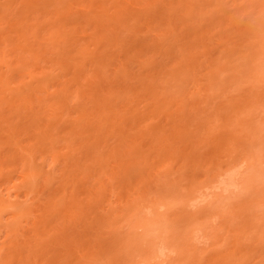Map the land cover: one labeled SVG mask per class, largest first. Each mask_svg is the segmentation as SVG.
<instances>
[{"label": "rangeland", "instance_id": "1", "mask_svg": "<svg viewBox=\"0 0 264 264\" xmlns=\"http://www.w3.org/2000/svg\"><path fill=\"white\" fill-rule=\"evenodd\" d=\"M105 1L116 35L94 32L93 0H0V128L22 140L0 138V188L25 208L0 247L13 264H264V0H153L145 19ZM136 206L174 219L159 260L132 256Z\"/></svg>", "mask_w": 264, "mask_h": 264}, {"label": "bare ground", "instance_id": "2", "mask_svg": "<svg viewBox=\"0 0 264 264\" xmlns=\"http://www.w3.org/2000/svg\"><path fill=\"white\" fill-rule=\"evenodd\" d=\"M7 1H9V0H7ZM45 1V0H44ZM94 2H92V4H94V5H90V6H95L94 8H92L91 9V7L90 8H88L89 9V11L91 12V14L90 13H88V16L87 17H89L88 18V20L90 21H92V19H93V23H94V21H95V28H94V32L96 33V30L100 27V26H102L103 25V27L105 28V29H107V32L109 33V34H111L112 32L113 33H115L116 31L115 30H117V26H119V24L120 23H123V21L126 23V21L124 20V17H123V12H119V11H121V10H119V9H114V11L113 12H115V15L114 16H112V14H109L108 13V8L109 7H107L108 5H106V3H105V5H104V1L105 0H103L102 2L103 3H101V0H93ZM115 0H109V3L110 2H114ZM156 1V0H155ZM155 1H153V0H124V2H125V4L126 5H124V7H123V5L121 6V7H123V8H125L126 7V9H128V10H132V9H135V13H134V10L132 11L133 12V14L135 15H137V13L136 12H138L139 14H140V16L142 15V14H144V12L146 11V10H148V8L145 10V8H143V7H147L148 5H147V3L149 4H154L155 3ZM4 2H6V1H3V3ZM24 2V1H23ZM26 2H27V0H26ZM106 2V1H105ZM107 2H108V0H107ZM153 2V3H152ZM3 3H0V4H2V5H5V4H8V6L10 5L9 3H5V4H3ZM29 4H31V3H29ZM37 4V3H36ZM114 3H111V5H109V6H112ZM140 5L141 6V8H140V6L136 9L135 8V6L134 5ZM146 4V5H145ZM142 5H145V6H142ZM134 8H133V7ZM151 7H152V5H150ZM150 6H148L149 8H150ZM6 7V6H5ZM130 7V8H129ZM137 7V6H136ZM98 8V9H97ZM143 8V10H145V11H143L142 13H141V11H140V9H142ZM29 9V8H28ZM27 10V9H26ZM150 10V9H149ZM148 10V11H149ZM152 10V9H151ZM151 10H150V12H151ZM153 10H154V8H153ZM88 11V12H89ZM147 11V12H148ZM123 15H122V14ZM128 13V12H127ZM149 13V12H148ZM152 13H153V11H152ZM129 14V13H128ZM133 14H131V17L130 18H132V15ZM145 14H147V13H145ZM151 14V13H150ZM133 15V16H134ZM149 15V14H148ZM147 15V16H148ZM123 18V19H122ZM134 18V17H133ZM135 18H137V16H135ZM134 18V19H135ZM141 18H144L145 19V17H143V15H142V17ZM148 18V17H147ZM97 19V20H96ZM123 21H122V20ZM138 19V18H137ZM144 19H142V20H144ZM129 20H132V19H129ZM119 21V22H118ZM122 21V22H121ZM135 21H137V20H135ZM118 23V24H117ZM128 23V22H127ZM132 23H133V21L131 22V28H136V26H133L132 25ZM136 23V24H135ZM137 23H138V21L137 22H134V24L135 25H137ZM130 24V23H129ZM129 24H127V25H129ZM141 24V22L139 21V23H138V25H137V28H136V30H138L139 28H140V26L142 25H140ZM144 24V23H143ZM152 24V23H151ZM125 25V24H124ZM123 25V26H124ZM149 25V24H148ZM94 26V25H93ZM121 26V25H120ZM119 26V27H120ZM102 27V28H103ZM139 27V28H138ZM22 28V27H21ZM123 28H125V27H123ZM129 28V27H128ZM135 28H134V30H135ZM104 29V30H105ZM126 29H127V26H126ZM140 30V29H139ZM138 30V31H139ZM142 30V29H141ZM133 31V30H132ZM131 31V32H132ZM174 32V31H173ZM135 33H137L136 31H135ZM135 33L133 34L134 36H135ZM160 33V32H159ZM159 33H158V36H159ZM162 33V32H161ZM160 33V34H161ZM179 33V32H178ZM176 34V33H175ZM21 35V34H20ZM113 35V34H112ZM115 35H116V33H115ZM167 35V34H166ZM161 36V35H160ZM101 37V36H100ZM117 37H119V35L117 36ZM162 38H163V36H162ZM164 38H166L165 36H164ZM118 39V38H117ZM5 40V39H4ZM123 40H124V38H123ZM122 40V41H123ZM6 41V40H5ZM1 42V41H0ZM119 42H120V39H119ZM6 45H7V43H6ZM131 45V44H130ZM133 45V44H132ZM7 47V46H6ZM13 47V46H12ZM19 47V46H18ZM87 46H85V47H83L84 48V50L85 49H87L86 48ZM124 47V46H123ZM19 48H21V47H19ZM119 48H121V47H119ZM125 48H126V46H125ZM82 50V49H81ZM124 50V49H123ZM139 50V49H138ZM88 51V50H87ZM86 50H85V52H87ZM126 51H129V50H126ZM125 51V52H126ZM14 52V51H13ZM124 52V53H125ZM262 52H264V51H262ZM126 54V53H125ZM125 54H123V55H125ZM127 56H128V54H126ZM133 55V54H132ZM4 56V55H3ZM6 56V55H5ZM85 56H87V54H85ZM131 56V55H130ZM130 56H128V58H130ZM7 58V57H6ZM5 58V59H6ZM262 59V58H261ZM3 60V59H2ZM94 60H95V58H94ZM98 60V59H97ZM96 60V61H97ZM123 60V61H122ZM127 60V59H126ZM6 61H7V59H6ZM98 62V61H97ZM126 62V61H125ZM125 62H124V57L123 58H120V64L122 65V64H125ZM261 62V61H260ZM127 64H128V62L126 63V66H127ZM103 65V64H102ZM101 64H100V66H102ZM261 66V65H260ZM262 66H264V65H262ZM67 67V66H66ZM124 68V67H123ZM12 69V68H11ZM11 69H9V71L11 70ZM126 71V70H125ZM124 71V72H125ZM10 73H11V71H10ZM10 73H7V75L8 74H10ZM103 73H105V72H103ZM102 73V74H103ZM260 73V72H259ZM0 74H2V72L0 73ZM257 74V73H256ZM4 75H5V72H4ZM4 75H3V77H4ZM6 75V76H7ZM104 75V74H103ZM108 76V75H107ZM2 77V76H1ZM8 77H11L10 75H8ZM1 79V78H0ZM5 79H8V78H2V80L3 81H5ZM10 79V78H9ZM1 81V80H0ZM9 82V81H8ZM7 82V83H8ZM3 83V82H2ZM6 83V82H5ZM5 83H3V84H5ZM6 83V84H7ZM68 85V84H67ZM65 87H66V85H65ZM21 90V89H20ZM79 92H81V91H79ZM56 95V94H55ZM59 95V94H58ZM38 98V97H37ZM39 99V98H38ZM34 101V100H33ZM39 102V101H38ZM31 103V102H30ZM32 105V104H31ZM30 106V105H29ZM33 106V108H34V105H32ZM31 106V107H32ZM19 111V110H18ZM34 111H35V109H34ZM36 113V112H35ZM20 114V113H19ZM28 114H30V113H28ZM33 115V114H32ZM35 116V115H34ZM32 118V117H31ZM38 118V117H37ZM33 119H35V118H33ZM39 121L40 119H35L34 120V122L35 123H33L32 125L33 126H35V128L33 127V128H31L32 130L34 129L35 131H36V133H31L30 131V133H31V136H34V137H39V138H43L44 137V139H45V133L44 132H46V134H47V132L48 131H46V129L47 128H45V127H43V126H41L40 125V127H38L39 125L38 124H40L39 122H37V121ZM41 121V120H40ZM37 122V123H36ZM26 123V122H25ZM24 123V124H25ZM46 124V123H45ZM42 125H43V123H42ZM13 126V125H12ZM17 126V125H16ZM15 126V127H16ZM10 127V129H6V127H5V129L7 130V131H5V129H1L0 128V130H1V134H3V135H0V138H5L4 140H2L1 142H5V143H7V145H8V150L10 149V147H12L10 150H12L13 152L14 151H16V149H19V147H22V146H20L21 145V143L19 144V142H21L22 140H20V132L18 131L19 129L16 127ZM41 127H42V129H44L45 128V130H42L41 129ZM18 129V130H17ZM21 130H22V128H21ZM28 130V129H27ZM26 130V131H27ZM34 130L32 131V132H34ZM41 131V132H40ZM4 132V133H3ZM37 132H40L41 134H43L44 136L42 137V135L39 133V135H37ZM22 133V132H21ZM23 133H26L25 131H23ZM19 134V135H18ZM34 134V135H33ZM16 137H17V139H16ZM19 137V138H18ZM37 137V138H38ZM47 137V136H46ZM123 137H126V134H125V136H123ZM33 138V137H32ZM43 139V140H44ZM47 139V138H46ZM45 139V140H46ZM51 140V139H50ZM19 141V142H18ZM35 142H36V140H34ZM35 142H34V144H35ZM1 144V143H0ZM11 144H13L12 146H11ZM32 145H33V142L31 143ZM2 145V144H1ZM0 145V146H1ZM5 148V147H4ZM7 148V147H6ZM7 150V152H9ZM11 151V152H12ZM131 151V150H130ZM11 152H9V153H11ZM42 152H44V151H42ZM115 152V150L113 151V153ZM258 152V151H257ZM212 154L214 153V152H211ZM12 154V153H11ZM14 154H16V152H14ZM14 154H12L11 156H12V161L13 162H15L16 161V157H15V159H14V157H13V155ZM18 154V153H17ZM215 154V153H214ZM6 156L8 157L9 156V158H10V154L9 155H7L6 154ZM17 156V155H16ZM24 156V155H23ZM31 157V162H27V159H26V162H24L23 161V167H24V164H26L25 166L26 167H24V168H27V169H29L30 168V174H29V177L28 178H26V182L27 183H29L31 180H34V179H32V178H35V180H34V186H33V188H32V191H36V190H38L37 189V180L38 179H36L37 177V175H35L36 174V172L38 171V168L39 167H37V166H35V165H37L36 163H35V161H34V158H33V154L30 156ZM55 157H57V154H56V156ZM261 158V157H260ZM4 159H5V157H3V159L1 158V160H0V164L2 165L3 164V161H4ZM7 159V158H6ZM24 160H25V158H23ZM232 159V158H231ZM8 160V159H7ZM230 161H232V160H230ZM229 161V162H230ZM251 161V160H250ZM258 161V160H257ZM13 162H10L9 161V163H12V164H15V163H13ZM259 162V161H258ZM262 162V161H261ZM9 163H8V165H9ZM22 163V162H21ZM29 164V165H28ZM22 167V168H23ZM40 169V168H39ZM1 173L2 172H0V176H1ZM229 175H231L232 174V172H227ZM122 183V182H121ZM232 184V182L231 181H229V183L228 182H226V183H224V185L223 186H221L220 187V189L216 192V191H214V192H216L215 194H216V196L218 197V198H223L225 195H226V190L228 189V187H229V185H231ZM201 186H203V185H201ZM228 186V187H227ZM39 188V187H38ZM189 188V187H188ZM188 188H185V190H184V192L186 193V195L188 194V196L193 192V189H191L192 191H190ZM247 189V188H246ZM249 189V188H248ZM40 190V189H39ZM256 190V189H255ZM259 190H264V185H262L261 187H260V189ZM250 191H252V190H250ZM184 192H182V193H184ZM17 195H19L20 194V192L19 191H17V193H16ZM231 194V193H230ZM249 194V193H248ZM180 195V194H179ZM184 195V194H183ZM182 195V196H183ZM177 196V195H176ZM164 198V197H163ZM163 198H158L157 196H155V197H151L150 199H148V202L152 205V206H157L158 204H160L162 201V199ZM179 198V197H178ZM185 199H186V197H185ZM17 199L16 198H14V199H10L9 201H7V197H5V195H4V193H3V190H2V188H0V227H2L7 221V219H3V217H2V215L4 214V213H11V215H12V217H14V216H17V217H20L22 214H23V212H24V207H21V206H19L18 205V202L16 201ZM184 200V199H183ZM219 200V199H218ZM21 202H22V200H21ZM174 202H176V198L173 196V195H170L168 198H167V201H166V203H168V206L170 205V204H172V203H174ZM158 212V211H157ZM195 212V211H194ZM197 212V211H196ZM71 213V212H70ZM160 215L161 214H159V216H156V217H153L152 215H148L143 209H142V207L141 206H136L135 208H134V210H133V213H131L130 215H129V217H130V219H131V221H133V227H135V235H134V237H133V241L135 242L134 243V245H133V249L135 250L134 251V253H132L133 255L132 256H138L140 259L141 258H145V259H151V260H155V259H157L158 258V260H159V256H160V249H159V246H158V242L160 241V237L161 236H163L164 234H166V232L170 235V230H169V228H170V224H172V223H174V219L173 218H170L169 216H166V217H163V220H164V222H165V225L164 226H160L159 224H157V220L159 219V218H161L160 217ZM195 216V215H194ZM190 217V216H189ZM200 217V216H199ZM177 218V217H176ZM193 218V217H192ZM182 219V218H181ZM194 219V218H193ZM12 219H10V221H11ZM176 221V223H177V221L179 222L180 221V218L178 219V220H175ZM188 221V220H187ZM196 221H197V219H196ZM129 222V221H128ZM191 223L193 222V221H190ZM131 224V223H130ZM164 224V223H163ZM187 224V223H186ZM189 225V224H188ZM178 227H179V225H177ZM177 226L176 227H174V228H176V229H178L177 228ZM190 226V225H189ZM188 226V227H189ZM132 227V228H133ZM139 227H141V230H138V228ZM187 228V227H186ZM190 230V229H189ZM128 232H129V230H128ZM178 232V231H177ZM176 234V233H175ZM186 234V233H185ZM190 234V233H189ZM181 235V234H180ZM126 236H128V235H125V237ZM177 236H179V235H177ZM176 236V237H177ZM164 237V236H163ZM171 237V236H170ZM173 237H175L174 235H173ZM187 237H189V236H187ZM181 238V237H180ZM180 238H179V240H180ZM129 239V238H128ZM132 239V238H131ZM164 239H166V237L164 238ZM171 239H176V238H171ZM187 241V240H186ZM127 242V241H126ZM131 242V241H130ZM161 242V241H160ZM170 242V241H169ZM14 243V242H13ZM178 244L177 245H179V242H177ZM17 244V243H16ZM15 244V245H16ZM125 244V243H124ZM180 244H182V243H180ZM176 245V246H177ZM184 245V244H183ZM186 245V244H185ZM192 245V244H191ZM195 245V244H194ZM14 246V245H13ZM188 246V245H187ZM193 246V245H192ZM183 247V246H182ZM189 248H190V246H188ZM12 247H9L8 248V251H5L4 250V247H0V264H13V261H14V259H15V251H14V249L12 248ZM16 248V247H15ZM23 248V247H22ZM161 248V247H160ZM181 248V247H180ZM103 249V248H102ZM102 249H100V251L102 250ZM18 250V249H17ZM20 250V249H19ZM33 250V249H32ZM181 250V249H180ZM187 250H189V249H187ZM193 250H194V248H193ZM98 251V250H97ZM17 252V251H16ZM20 252V251H19ZM23 252V251H22ZM188 252V251H187ZM102 253V252H101ZM19 254V253H18ZM96 254H98V253H96ZM40 255V254H39ZM46 255V254H45ZM99 255V254H98ZM186 255V254H185ZM27 256V259H26V261H29L30 259V262H27L28 264H33L34 263V261L35 260H32V258L34 257H30L29 255H26ZM25 256V257H26ZM21 257V256H20ZM38 257V256H37ZM49 258V257H48ZM109 258V257H108ZM138 258V259H139ZM161 259V258H160ZM164 259V258H163ZM94 260H96V259H94ZM109 260H110V258H109ZM105 261V262H102L101 264H111V260L110 261ZM142 261V260H141ZM146 261V260H145ZM157 261V260H156ZM21 262V261H20ZM94 262V261H93ZM27 263H25V264H27ZM97 263V262H96ZM126 263V262H125ZM128 263H130V261H128L127 262V264ZM132 263V262H131ZM36 264V263H35ZM42 264H46V262H42Z\"/></svg>", "mask_w": 264, "mask_h": 264}]
</instances>
